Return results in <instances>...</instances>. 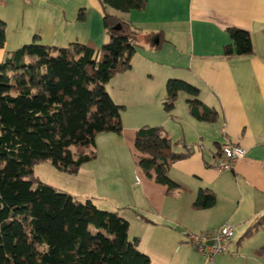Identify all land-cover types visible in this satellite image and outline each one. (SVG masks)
I'll list each match as a JSON object with an SVG mask.
<instances>
[{
  "label": "crops",
  "instance_id": "1",
  "mask_svg": "<svg viewBox=\"0 0 264 264\" xmlns=\"http://www.w3.org/2000/svg\"><path fill=\"white\" fill-rule=\"evenodd\" d=\"M124 17L136 30L139 48L132 68L108 82L107 90L124 110L122 133L106 138L113 143L109 154L118 153L121 163L132 170L129 177L127 173L103 177L106 204H96L119 210L129 220L130 237L138 238L140 250L154 264H196L195 260L208 264L187 235L227 223L232 224V239L226 251L207 256L210 264L260 262L264 228L241 238L264 214V0H147L144 10H131ZM0 18L6 23V59L36 39L57 47L74 42L100 47L106 41L100 0H0ZM229 28L249 31L252 55L225 53L232 43ZM11 41L14 48L7 46ZM171 78L196 86L199 99L216 111L215 119L192 115L191 96L184 91L174 110H165ZM144 125L162 126L178 151L193 147L168 169L178 185L172 191L137 163L135 138ZM228 141L246 154L231 169L219 170L215 163ZM116 178L122 179L118 183ZM201 191L215 194L212 207L196 206ZM89 197L95 200L84 199ZM149 235L155 248L144 241Z\"/></svg>",
  "mask_w": 264,
  "mask_h": 264
},
{
  "label": "trees",
  "instance_id": "2",
  "mask_svg": "<svg viewBox=\"0 0 264 264\" xmlns=\"http://www.w3.org/2000/svg\"><path fill=\"white\" fill-rule=\"evenodd\" d=\"M100 2L106 31L100 47L92 42L57 47L36 39L0 62V264H154L140 250L138 238L130 237V222L119 210L79 199L34 172L42 161L76 172L96 159L98 134L123 131L124 106L106 85L132 68L139 46L124 14L144 10L147 0ZM228 32L232 43L225 47L227 55L254 53L249 31ZM5 45L6 23L0 18V48ZM166 89L165 110L172 112L184 91L191 96L192 115L215 119L216 111L199 99L193 84L171 78ZM175 144L156 125L142 126L135 138L140 169L169 191L178 187L168 175L169 167L190 152L176 150ZM215 203L214 193L201 191L195 204L210 208ZM262 228L264 214L241 240Z\"/></svg>",
  "mask_w": 264,
  "mask_h": 264
},
{
  "label": "rangeland",
  "instance_id": "3",
  "mask_svg": "<svg viewBox=\"0 0 264 264\" xmlns=\"http://www.w3.org/2000/svg\"><path fill=\"white\" fill-rule=\"evenodd\" d=\"M7 46H9L10 48H14L13 46L15 45L11 41L7 43ZM5 49L6 47L0 50V52L4 53ZM4 55H7V51L3 55L0 54V62H3L11 57L10 55L6 59ZM106 86L110 88L111 84L107 83ZM108 135L115 136L116 133H100L96 136V148H94L97 152L96 159L84 163L76 172L64 171L53 165L50 161H42L34 165L35 176L41 181L51 184L58 189L68 191L72 195L81 199H84L86 196H95V203L105 206L106 183L105 180L102 181V178L106 176L118 177L120 173H127V176L129 177V174L132 170L130 169L131 167H128V164L124 165L121 163L122 159L118 158V153L116 154V156H114L113 154H109V152L113 153V148L111 147L113 143L111 139L106 138ZM119 179L116 178V181L118 183ZM131 182L134 184V181L131 180ZM127 213L130 216V212H128V210H125V214ZM136 228V224L133 223V229L135 230ZM144 241L148 246L154 247L152 237L150 235L144 237ZM200 253L201 252H199V254ZM204 258L207 260L208 264H210V258L207 256H205ZM153 260H157L156 253L155 256L153 255ZM195 262L196 264H202V262L197 260H195ZM251 264H264V259L260 260V262H252Z\"/></svg>",
  "mask_w": 264,
  "mask_h": 264
},
{
  "label": "built area",
  "instance_id": "4",
  "mask_svg": "<svg viewBox=\"0 0 264 264\" xmlns=\"http://www.w3.org/2000/svg\"><path fill=\"white\" fill-rule=\"evenodd\" d=\"M190 150L193 147L188 146ZM246 150L233 142H226L222 147V156L215 163L219 170L231 169L235 162L244 157ZM233 236L232 224H225L219 229L206 232L188 233L187 239L192 246L205 256H213L227 250ZM212 242V244H211Z\"/></svg>",
  "mask_w": 264,
  "mask_h": 264
},
{
  "label": "water",
  "instance_id": "5",
  "mask_svg": "<svg viewBox=\"0 0 264 264\" xmlns=\"http://www.w3.org/2000/svg\"><path fill=\"white\" fill-rule=\"evenodd\" d=\"M116 30L120 31L121 30V26H116ZM211 244H212V242H211Z\"/></svg>",
  "mask_w": 264,
  "mask_h": 264
}]
</instances>
